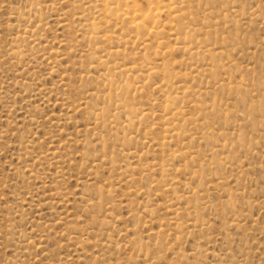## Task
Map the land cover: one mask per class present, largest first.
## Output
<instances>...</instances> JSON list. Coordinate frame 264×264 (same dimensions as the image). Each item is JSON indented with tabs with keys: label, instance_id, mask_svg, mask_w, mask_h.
Wrapping results in <instances>:
<instances>
[{
	"label": "rangeland",
	"instance_id": "1",
	"mask_svg": "<svg viewBox=\"0 0 264 264\" xmlns=\"http://www.w3.org/2000/svg\"><path fill=\"white\" fill-rule=\"evenodd\" d=\"M191 1L153 40L104 0H0V264H264V0Z\"/></svg>",
	"mask_w": 264,
	"mask_h": 264
},
{
	"label": "bare ground",
	"instance_id": "2",
	"mask_svg": "<svg viewBox=\"0 0 264 264\" xmlns=\"http://www.w3.org/2000/svg\"><path fill=\"white\" fill-rule=\"evenodd\" d=\"M131 1H133V0H131ZM146 1V0H145ZM186 1V0H185ZM188 1V0H187ZM191 1V0H190ZM207 1H209V0H207ZM173 2H175V1H173ZM180 2V1H179ZM179 2H175V3H179ZM205 2V1H204ZM212 2V1H211ZM135 3V2H134ZM192 3H194L193 1H191V4ZM198 3V2H197ZM147 4H149V6H146V8L144 9L143 7H141V6H136V5H134V4H132V5H130L129 4V2L127 1V0H104V2H103V4L101 5L102 6V8H100L99 10L101 11V14L99 13V16H100V18H101V16L103 15V16H106V17H108L109 19H107L108 20V23H109V20L111 19V21L112 20H114V22L116 21V23L118 22V24H119V21H120V23H121V21H125L124 22V24L125 25H128L129 23H130V28H132V29H134V31H137L138 33L139 32H145L146 33V35H148V36H152V39H153V36H154V38H155V36L158 34V30L155 28L156 26H153V24L152 23H155L156 21H157V17H161V15L160 14H163L164 12L163 11H165L166 13H168V15L169 14H171V15H173V17H178L179 15H182V14H179V13H177L178 12V9H176V8H173V7H175V6H171V2H168V3H161V0H147ZM146 4V5H147ZM173 4V3H172ZM195 4H196V2H195ZM184 5V4H183ZM178 6V5H177ZM188 6V5H187ZM186 6V7H187ZM190 6H192L193 7V5H190ZM194 6H196V5H194ZM178 7H180V6H178ZM197 7V6H196ZM195 7V8H196ZM208 7V6H207ZM182 8H183V6H182ZM189 8V7H188ZM199 8V7H198ZM208 8H210V6L208 7ZM181 9V8H180ZM185 9V8H184ZM191 9V8H190ZM194 9V8H193ZM202 9V8H201ZM203 9H205V8H203ZM202 9V10H203ZM211 9V8H210ZM186 10H189V9H187L186 8ZM192 10V9H191ZM195 10V9H194ZM201 10V11H202ZM98 11V10H97ZM197 11V10H196ZM198 11H199V9H198ZM197 11V12H198ZM205 11V10H204ZM253 11V10H252ZM161 12H163V13H161ZM208 12H209V10H208ZM211 12V11H210ZM209 12V14H212V13H210ZM220 12V11H219ZM181 13V12H180ZM187 13H191V12H185V14H187ZM196 13V12H195ZM195 13H193L192 12V14H195ZM199 13V12H198ZM197 13V14H198ZM207 13V12H206ZM223 13V12H222ZM225 13V12H224ZM223 13V14H224ZM250 13H253V12H250ZM96 14H97V12H96ZM184 14V18H186V15ZM200 14V13H199ZM208 14V13H207ZM218 14H221V12L220 13H218ZM170 15V16H171ZM191 15V14H190ZM190 15H189V19L191 20V18H190ZM222 15V14H221ZM251 15V14H250ZM94 16H97V15H94ZM195 16H197L196 14H195ZM203 16H205L204 14H203ZM202 16V17H203ZM207 16V15H206ZM209 16H211V15H209ZM209 16H207V17H209ZM218 16V15H217ZM224 16V15H223ZM81 17V16H80ZM83 17V16H82ZM81 17V18H82ZM167 17V16H166ZM193 17V16H192ZM222 17V16H221ZM226 17V16H225ZM78 18V17H77ZM94 18V17H93ZM103 18V17H102ZM105 18V17H104ZM169 18V17H168ZM183 18V17H182ZM188 18V17H187ZM198 18V17H197ZM206 18V17H205ZM227 18V17H226ZM84 18H82V19H80V20H83ZM86 19H87V17H86ZM98 19V18H97ZM165 19V18H164ZM171 19H172V17H171ZM188 19V20H189ZM196 19V18H195ZM200 19V18H199ZM199 19H196V20H198V21H201V22H203L202 21V19L201 20H199ZM223 20L225 19V18H222ZM78 20H79V18H78ZM88 20V19H87ZM103 20V19H102ZM106 20V21H107ZM158 20H160V19H158ZM166 20V19H165ZM178 20V19H177ZM177 20H174L173 19V21L175 22V24H178V22H177ZM190 20H189V22H187L188 24L190 23ZM194 20V19H193ZM210 20V19H209ZM93 21H94V19H93ZM89 22V23H87V26H88V28L90 29V31H92V30H95V28H96V24H95V22ZM103 21H105V19L103 20ZM110 21V22H111ZM167 21V20H166ZM172 21V20H171ZM183 21V20H182ZM181 21V22H182ZM187 21V20H186ZM213 21V20H212ZM113 22V23H114ZM126 22H129L128 24H126ZM161 22H162V20H161ZM161 22H158V23H161ZM195 22V21H194ZM200 22V23H201ZM104 23V22H103ZM107 23V24H108ZM112 23V22H111ZM147 23H149L148 25H151V28L150 27H148L147 26ZM151 23V24H150ZM157 23V22H156ZM185 23V22H184ZM208 23V22H207ZM209 23H210V21H209ZM208 23V24H209ZM213 23V22H212ZM220 22H218V24H219ZM106 24V25H107ZM162 24V23H161ZM182 24H183V22H182ZM194 24V23H193ZM198 25H199V22L197 23ZM214 24H216V23H214ZM164 25V24H163ZM168 25H169V23H168ZM180 24H178V26H179ZM190 25H192L191 23H190ZM195 25V24H194ZM198 25H196V26H198ZM231 25H233V24H231ZM104 26H105V23H104ZM109 26H111L110 24H109ZM108 26V27H109ZM116 26V25H115ZM123 26V25H122ZM129 26V25H128ZM127 26V27H128ZM158 26H160V24L158 25ZM173 26H175V25H173ZM182 26V25H181ZM183 26H185L184 24H183ZM182 26V27H183ZM201 26H203V23L201 24ZM212 26H215V25H213L212 24ZM234 26V25H233ZM235 26H236V24H235ZM234 26V27H235ZM98 27V26H97ZM127 27H125L126 28V30H127ZM162 27H164V26H162ZM167 27V26H166ZM168 27H170V25L168 26ZM186 27H189V26H186ZM192 28L194 27V26H191ZM190 27V28H191ZM205 27V26H204ZM207 27V26H206ZM209 27L211 28V26H208V29H209ZM87 28V27H86ZM100 28V27H99ZM102 28V27H101ZM105 28V27H104ZM104 28H102V31H103V29ZM116 28V27H115ZM120 28H122V27H120ZM130 28H128L129 30L128 31H130L131 29ZM165 28V27H164ZM185 28V27H184ZM190 28H187V29H189L190 30ZM201 27H199V29H200ZM215 27H213V29H214ZM112 29V28H111ZM111 29H109V30H111ZM163 29V28H162ZM162 29H161V31H162ZM173 30L174 29H176V28H172ZM171 29V30H172ZM193 29H195V28H193ZM212 29V30H213ZM101 30V29H100ZM105 30V29H104ZM113 30V29H112ZM117 30V29H116ZM124 29H122V31H123ZM165 30L167 31V29L165 28ZM171 30H170V32H171ZM179 30H184V29H181V28H179ZM186 30V29H185ZM198 30V29H197ZM203 30V29H202ZM206 31H207V29H205ZM211 30V29H210ZM96 31H97V28H96ZM96 31H94L95 33H96ZM121 31V32H122ZM125 31V30H124ZM124 31H123V33H124ZM128 31H126V33H124L125 35L127 34V32ZM133 31V33H135ZM165 31V32H166ZM169 31V30H168ZM192 31L194 32L195 30H191L190 31V35H193L192 34ZM99 32V31H98ZM105 32V31H104ZM103 32V33H104ZM111 32V31H110ZM183 32V31H182ZM203 32H205L204 30H203ZM203 32H201L202 33V35H203ZM209 32V31H208ZM207 32V33H208ZM113 33V32H112ZM129 33V32H128ZM131 34H132V31L130 32ZM164 33V31L162 32V34ZM167 33V32H166ZM184 33V32H183ZM186 33H188L189 34V32L187 31ZM185 33V34H186ZM211 33H213V31L211 32ZM90 34V33H89ZM98 34H100V33H98ZM97 34V35H98ZM114 34V33H113ZM116 34V33H115ZM124 34H123V36H124ZM168 34H170V33H168ZM167 34V35H168ZM179 34L181 35V33L179 32ZM215 34H217V32L215 33ZM96 35V36H97ZM117 35V34H116ZM115 35V36H116ZM141 35V37L143 36V34H140ZM160 35V34H159ZM171 35V34H170ZM173 35V34H172ZM179 35V36H180ZM197 35V37H198V34H196ZM199 35H201L200 33H199ZM92 36V35H91ZM103 36V35H102ZM127 36H128V34H127ZM127 36H125L126 38H127ZM133 36H136V35H133ZM145 36V35H144ZM175 36V35H174ZM176 36H178V33H176ZM175 36V37H176ZM189 36V35H188ZM204 36H207L206 34H204ZM210 36H212V35H210ZM214 36V35H213ZM104 37H105V39L107 40V39H109L110 37L108 36V35H104ZM122 37V36H121ZM140 37V36H139ZM140 37V38H141ZM169 37V35L167 36V38ZM182 37V36H181ZM190 37V36H189ZM202 37V36H201ZM200 37V39L202 40V38ZM98 38L99 37H97V42H99L98 41ZM119 38V37H118ZM123 38V37H122ZM122 38H120L121 40H122ZM130 38V37H129ZM129 38H127V39H129ZM146 38V37H145ZM157 39H158V37H156ZM180 38V37H179ZM183 38V37H182ZM194 38H196V37H194ZM211 38V37H210ZM214 38V37H213ZM215 38H216V36H215ZM91 39V38H90ZM113 39H114V37H113ZM132 38H130V42L132 41L131 40ZM142 39V38H141ZM175 39H177V38H175ZM183 39H185V37L183 38ZM186 39H187V36H186ZM193 39V37H191V39H190V41ZM199 39V38H198ZM212 39V38H211ZM221 39V38H220ZM103 41H104V39H102ZM101 40V41H102ZM112 40V39H111ZM115 40V39H114ZM133 40H134V38H133ZM147 40H149V39H147ZM153 40H155V39H153ZM170 40H172V39H170ZM170 40H168V41H170ZM179 40H181V39H179ZM206 40H207V37H206ZM215 40V39H214ZM223 40V39H222ZM93 41V40H92ZM92 41H90L89 43L91 44L92 43ZM119 41V40H118ZM118 41H116V42H118ZM129 40H127V42H128ZM143 41H144V39H143ZM145 41H146V39H145ZM163 41V40H162ZM184 41V40H183ZM193 41H194V39H193ZM219 41V40H218ZM218 41H214V43L216 42V44H217V42ZM107 41H105V43H106ZM120 42H124V40H122V41H120ZM137 42V41H136ZM141 42H142V40H141ZM158 42H161V40L160 41H158ZM174 42V41H173ZM199 42V41H198ZM203 41H201V43H202ZM209 42H211V41H209ZM222 42H224V41H222ZM100 43V42H99ZM104 43V42H103ZM139 43V42H138ZM150 43V42H149ZM154 43V42H153ZM177 43V42H176ZM182 43V42H181ZM187 43V42H186ZM191 43H192V41H191ZM93 44V43H92ZM94 44H96V42H94ZM107 44H109L108 42H107ZM112 43H111V41H110V44L109 45H111ZM133 44H135V41H134V43ZM141 44V43H140ZM145 44V43H144ZM143 43H142V45H144ZM148 44V43H147ZM166 44H167V41H166ZM169 44H170V42H169ZM168 44V45H169ZM174 44V43H173ZM188 44V43H187ZM195 44V43H194ZM208 44V43H207ZM213 44V43H212ZM87 45V44H86ZM105 45V44H104ZM103 45V46H104ZM136 45V44H135ZM155 45H156V43H155ZM186 45V44H185ZM209 45V44H208ZM90 45H88V47H89ZM98 46V45H97ZM101 46V45H100ZM100 46H98V47H100ZM112 46H114V44H112ZM146 46V44L144 45V47ZM162 46V45H161ZM172 46V48H173V45H171ZM195 46V45H194ZM204 46V45H203ZM210 46V45H209ZM219 46V45H218ZM91 47V46H90ZM105 47V46H104ZM103 47V48H104ZM107 47V46H106ZM110 47V46H109ZM109 47H107V49H109ZM115 48H116V44H115V46H114ZM147 47V46H146ZM145 47V48H146ZM198 47V46H197ZM219 47H221V46H219ZM95 48H97V47H95ZM100 48H102V46L100 47ZM187 48H188V46H187ZM210 48V47H209ZM208 47H207V49H209ZM216 48V47H215ZM15 49H17V48H15ZM91 49H92V47H91ZM107 49H105L104 50V52L107 50ZM111 49V48H110ZM179 49V48H178ZM184 49V48H183ZM192 49L194 50V47H192ZM201 49V48H200ZM199 49V50H200ZM205 49V48H204ZM210 49H212V48H210ZM14 50V49H13ZM92 50H95V49H92ZM99 50V49H98ZM112 50V49H111ZM166 50V49H165ZM177 50V49H176ZM180 50V49H179ZM192 50V51H193ZM198 50V49H197ZM198 50V51H199ZM203 50V49H202ZM201 50V51H202ZM217 50H220V49H218L217 48ZM87 51H89V48H88V50ZM99 51H101L102 52V49L101 50H99ZM158 51V50H157ZM156 51V52H157ZM211 51V50H210ZM209 50L208 51H206V52H209V53H212V52H210ZM221 51V50H220ZM117 52V50H113V51H110L109 52V50L107 51V53L108 54H114V53H116ZM119 52V51H118ZM161 52V51H160ZM165 52V51H164ZM195 52V51H194ZM205 52V53H206ZM216 52L217 51H215L214 53H215V55L217 56V54H216ZM16 53V52H15ZM18 53H20V52H18ZM89 53H93V52H89ZM97 53V52H96ZM122 53V52H121ZM184 53V52H183ZM200 53V52H199ZM21 54V53H20ZM101 54H103V52L101 53ZM119 54V53H118ZM195 54H197V51H196V53ZM17 55V54H16ZM120 55V54H119ZM124 55V54H123ZM197 55H199V54H197ZM196 55V56H197ZM203 54H202V52H201V56H202ZM215 55H213V57L215 56ZM105 56V55H104ZM103 56V57H104ZM107 56V55H106ZM110 56V55H109ZM113 56V55H112ZM116 56V55H115ZM121 56V55H120ZM190 56V55H189ZM206 56H208V57H210V55L209 54H207ZM216 56H215V58H216ZM101 57V56H100ZM117 57V56H116ZM116 57H115V59H116ZM124 57H126V55L124 56ZM124 57H122V58H124ZM191 57V56H190ZM198 57V56H197ZM200 57V56H199ZM212 57V56H211ZM105 58V57H104ZM112 58V57H111ZM203 58V57H202ZM126 59V58H125ZM130 59V58H129ZM132 59H135L134 57H132ZM143 59H144V57H143ZM211 59V58H210ZM214 59V58H213ZM95 60H96V58H95ZM163 60V59H162ZM161 60V61H162ZM97 61H101V62H104V65H105V63L108 61L107 60V58H106V62L104 61V60H96V62ZM136 61V60H135ZM143 61V60H142ZM145 61V60H144ZM110 62V61H109ZM114 62V61H113ZM123 62H124V60H123ZM150 63L149 61H146V64H148V63ZM164 62V61H163ZM215 62V61H214ZM214 62H213V64H214ZM217 62V61H216ZM215 62V63H216ZM220 62V61H219ZM95 63V62H94ZM125 63V62H124ZM144 62H142V64H143ZM152 63V62H151ZM98 64V63H97ZM99 64H100V62H99ZM98 64V65H99ZM108 64V63H107ZM110 64H111V62H110ZM122 64V63H121ZM128 64V63H127ZM130 64H131V62H130ZM135 64H139L138 62H136ZM195 64V63H194ZM115 65H117V64H115ZM120 65V64H119ZM126 65V64H125ZM125 65H122V66H125ZM129 65V64H128ZM143 65H145V64H143ZM211 65V64H210ZM215 65V64H214ZM213 65V66H214ZM216 65H218L217 63H216ZM96 67H97V65H95ZM100 66V65H99ZM98 66V67H99ZM107 66H109V65H107ZM110 66H112V65H110ZM109 66V67H110ZM118 66V65H117ZM117 66H115L116 67V69H118L117 68ZM121 66V65H120ZM136 66V65H135ZM156 66V65H155ZM163 66V65H162ZM161 66V67H162ZM166 66V65H165ZM219 66V65H218ZM217 66V67H218ZM134 67V66H133ZM140 67V66H139ZM164 67V66H163ZM163 67H162V70H163ZM197 68H198V66H196ZM105 68H107L106 66H105ZM136 68H138V66L136 67ZM153 68H154V66H153ZM173 68V67H172ZM192 68V67H191ZM115 69V70H116ZM148 69V68H147ZM150 69V68H149ZM152 69V68H151ZM165 69V68H164ZM169 69V68H168ZM103 71H104V69H102ZM108 70V69H107ZM113 70V69H112ZM115 70H114V72H115ZM139 70V69H138ZM138 70H136V71H138ZM154 70L155 69H153L152 71H153V73H154ZM194 70H195V68H194ZM193 70V72H195ZM117 71H119V69L117 70ZM126 71V67L125 68H120V73L121 72H125ZM132 71V70H131ZM152 71H150V74H151V72ZM135 72V71H134ZM164 72H165V70H164ZM197 72V71H196ZM212 72V71H211ZM109 73V72H108ZM112 73H113V71H112ZM117 73V72H116ZM119 73V72H118ZM149 73V72H148ZM199 73H201V72H199ZM210 73V72H209ZM215 73H216V71H215ZM105 73H103V74H100V76L102 75V77H103V75H104ZM110 74V73H109ZM122 74V73H121ZM164 75L166 74V73H163ZM222 74V73H221ZM108 75V74H107ZM114 75V74H113ZM115 75H117V74H115ZM119 75V74H118ZM106 76V75H105ZM105 76H104V78L103 79H105ZM111 76V75H110ZM122 76H123V74H122ZM166 76H167V74H166ZM165 76V77H166ZM172 76V75H171ZM210 76V75H209ZM108 77V76H107ZM113 77V76H112ZM170 77V76H169ZM210 77H212V76H210ZM214 77V76H213ZM119 78V77H118ZM118 78H115V79H118ZM218 78V77H217ZM102 79V80H103ZM109 79V78H108ZM169 79V78H168ZM214 79H215V77H214ZM113 80H114V77H113ZM118 80H120V83H122L123 81H121L122 80V78L121 79H118ZM125 80V79H124ZM106 81V80H105ZM104 81V82H105ZM174 81V80H173ZM178 81H180V80H178ZM187 81V80H186ZM112 82V81H111ZM128 83H129V81H127ZM165 82V81H164ZM177 82V81H176ZM219 82V81H218ZM222 82V81H221ZM119 83V82H118ZM228 83H231V82H228ZM114 83H112V85H113ZM116 84V83H115ZM129 84H131V83H129ZM225 84V83H224ZM107 85V84H106ZM108 85H109V83H108ZM126 85V84H125ZM217 85V84H216ZM127 86V85H126ZM130 85H128V87H129ZM167 86V85H166ZM226 86V85H225ZM109 87V86H108ZM122 87V86H121ZM120 87V88H121ZM227 87V86H226ZM110 88H111V86H110ZM113 88V87H112ZM203 88H205V87H203ZM123 90H124V88H122ZM128 89V88H127ZM127 89H126V91H125V93L127 92ZM199 89V88H198ZM197 89V90H198ZM200 89H201V87H200ZM216 89H217V87H216ZM225 89V88H224ZM223 89V90H224ZM234 89H235V87H234ZM108 90H109V88H108ZM116 90H118L117 88H116ZM114 91L115 92V94L117 93V91ZM203 90V89H202ZM231 90H232V87H231ZM235 91V90H234ZM111 92H112V90H111ZM123 92V91H122ZM131 92V91H130ZM185 92V91H184ZM198 92H199V90H198ZM211 92V91H210ZM231 92V91H230ZM179 93V92H178ZM186 93H188V92H186ZM192 93V92H191ZM204 93H206L205 92V90H204ZM130 94V93H129ZM128 94V95H129ZM193 94V93H192ZM200 94V93H199ZM198 94V95H199ZM210 94V93H209ZM212 94V93H211ZM126 95V94H125ZM177 95V94H176ZM242 95V94H241ZM108 96V95H107ZM197 96V95H196ZM264 96V95H263ZM120 97H121V95H120ZM129 97V96H128ZM195 97V96H194ZM214 97V96H213ZM212 97V98H213ZM260 97V96H259ZM110 98V97H109ZM108 98V99H109ZM125 98V97H124ZM123 98V99H124ZM127 98V97H126ZM133 98V97H132ZM131 98V101L133 100ZM167 98V97H166ZM111 99V98H110ZM169 99V98H168ZM114 100L115 99H113V103H114ZM125 100V99H124ZM127 101L128 100H130L129 98L128 99H126ZM263 100V99H262ZM108 101V100H107ZM116 101V100H115ZM118 101V100H117ZM127 101H126V103H127ZM214 101V100H213ZM246 101V100H245ZM250 101V100H249ZM260 101V100H259ZM258 101V102H259ZM109 102V101H108ZM107 102V103H108ZM243 102H244V100H243ZM256 102V101H255ZM120 103H122V102H120ZM131 103V102H130ZM195 103V102H194ZM214 103V102H213ZM217 103V102H216ZM260 103H262L261 101H260ZM259 103V104H260ZM108 104H111V102L110 103H108ZM245 104V103H244ZM113 105V104H112ZM199 105H200V103H199ZM248 105H249V103H248ZM255 105H257V103L255 104ZM122 106H125V104H120L118 107H122ZM210 106V105H209ZM212 106V105H211ZM210 106V107H211ZM219 106V105H218ZM245 106H247L246 104H245ZM114 107V106H113ZM204 107V106H203ZM207 107V106H206ZM205 107V108H206ZM250 107V106H249ZM254 107V106H253ZM107 108V107H106ZM105 108V109H106ZM109 108V107H108ZM107 108V109H108ZM127 108V107H126ZM209 108V107H208ZM215 108H216V105H215ZM220 108V107H219ZM260 108V107H259ZM121 109V108H120ZM139 109V108H138ZM203 109V108H202ZM202 109L200 108H198V110L200 111H202ZM224 109V108H223ZM101 110V109H100ZM110 111H111V109H109ZM114 110V109H113ZM112 110V111H113ZM121 110H123V108L121 109ZM128 111H129V113L131 112V109L130 108H128L127 109ZM207 110H209V109H207ZM226 110V109H225ZM254 110V109H253ZM99 111V110H98ZM105 111H108V110H105ZM109 111V115L111 114V112ZM118 111V110H117ZM134 111V109H132V112ZM211 111V110H210ZM213 111V110H212ZM247 111H249V110H247ZM100 113H101V111H99ZM115 112H116V110H115ZM124 112V111H123ZM206 112V111H205ZM215 112H216V110H215ZM220 112H222V111H220ZM245 112H246V109H245ZM255 112H256V110H255ZM259 112V111H258ZM257 112V113H258ZM117 113V112H116ZM115 113V114H116ZM202 113V112H201ZM200 113V114H201ZM207 113H208V111L206 112V115H207ZM246 113H248V112H246ZM249 113H250V111H249ZM248 113V114H249ZM253 113H254V111H253ZM92 114V113H91ZM96 114V113H95ZM105 114H107V113H105ZM121 114H122V112H121ZM135 114V113H134ZM167 113L165 112V115H166ZM169 114V113H168ZM210 114V113H209ZM211 114H212V112H211ZM219 114V113H218ZM222 114V113H221ZM221 114H219V115H221ZM223 114H224V112H223ZM99 116H100V114H98ZM97 115V116H98ZM102 115H104V113L102 114ZM101 115V116H102ZM114 115V114H113ZM128 115V114H127ZM126 115V116H127ZM130 115V114H129ZM145 115V114H144ZM202 115H204V114H202ZM246 115V114H245ZM244 115V116H245ZM255 115H257V114H255ZM95 116V115H94ZM122 117H123V115H121ZM169 116V115H168ZM192 116V115H191ZM197 116H199V113L197 114ZM197 116H195V118L197 117ZM201 116V115H200ZM199 116V117H200ZM205 116V115H204ZM211 116V115H210ZM209 116V117H210ZM110 117H111V115H110ZM130 117H132V116H130ZM133 117H135V115L133 116ZM138 117V116H137ZM186 117V116H185ZM198 117V118H199ZM212 117V116H211ZM248 118H249V116H247ZM254 117H256V116H254ZM253 117V118H254ZM120 118V117H119ZM193 118V117H192ZM194 118V119H195ZM203 118V117H202ZM205 118H208V117H205ZM204 118V119H205ZM94 119H96L95 117H94ZM97 119H101V117H97ZM106 119V118H105ZM128 119V118H127ZM185 119H187V118H185ZM209 119V118H208ZM104 120V119H103ZM193 120V119H192ZM197 120V119H196ZM200 120V119H199ZM191 121V120H190ZM203 121V120H202ZM209 120H207V122H208ZM256 121H257V119H256ZM255 121V122H256ZM106 122H107V120H106ZM105 122V123H106ZM113 122V121H112ZM132 122V121H131ZM186 122V121H185ZM185 122H184V124H185ZM187 122H189V121H187ZM197 122H199V121H197ZM197 122L196 121H194V123H196L197 124ZM206 122V123H207ZM249 122V121H248ZM258 122V121H257ZM125 123V125H127L126 123H127V121L126 122H124ZM193 123V122H192ZM109 124V123H108ZM112 124V123H111ZM196 124H194V125H196ZM200 124V123H199ZM207 124H209V122L207 123ZM237 124H240V123H237ZM259 124V123H258ZM104 125H106V124H104ZM124 125V124H123ZM187 125V124H186ZM194 125H192V126H194ZM210 125H211V123H210ZM210 125H209V127H210ZM234 125H236V124H234ZM257 125V124H256ZM255 125V126H256ZM115 126H116V124H115ZM170 126V125H169ZM173 126V125H172ZM199 126V125H198ZM243 126H245V125H243ZM110 127V126H109ZM121 127V126H120ZM127 127H128V125H127ZM195 127V126H194ZM200 127V126H199ZM198 127V128H199ZM203 127V126H202ZM206 126L204 125V127H203V129L202 130H205L204 128H205ZM239 128H240V125L238 126ZM254 127V126H253ZM112 128H114V127H112ZM207 128V127H206ZM121 129V128H120ZM195 129H196V127H195ZM194 129V130H195ZM212 129V128H211ZM234 129V128H233ZM88 130V129H87ZM115 130H118V129H115ZM114 130V131H115ZM174 130V129H173ZM190 130H192V129H190ZM194 130H192V131H194ZM201 129H199L198 131H200ZM208 130V129H207ZM237 130H238V128H237ZM196 131V130H195ZM240 131V130H239ZM239 131H238V133H239ZM116 132V131H115ZM118 132H119V130H118ZM207 132V131H206ZM205 132V133H206ZM193 133V132H192ZM198 133V132H197ZM200 133V132H199ZM198 133V134H199ZM211 133V132H210ZM210 133H206L207 135H209ZM195 134H196V132H195ZM202 134V133H201ZM205 134V135H206ZM197 135V134H196ZM187 136V135H186ZM198 137H202L203 135H197ZM238 136V135H237ZM165 137V136H164ZM193 137V136H192ZM125 138V137H124ZM203 138V137H202ZM207 138V137H206ZM206 138H205V140H206ZM123 139V138H122ZM189 139V138H188ZM190 139H191V136H190ZM224 144V143H223ZM223 144H219L220 146L221 145H223ZM218 145V146H219ZM217 146V145H216ZM186 147V146H185ZM215 149V148H214ZM210 151H213V150H211V148H210ZM190 153V152H189ZM213 154V153H212ZM112 162V161H111ZM202 163V162H201ZM209 164V163H208ZM194 174H196V173H194ZM222 177V176H221ZM217 179V178H216ZM217 181V180H216ZM218 181H219V179H218ZM218 181H217V183H218ZM222 183H223V181H221ZM225 182V181H224ZM219 183H220V181H219ZM224 184V183H223ZM216 185V184H215ZM218 185V184H217ZM221 185V184H220ZM196 192V191H195ZM195 194V193H194ZM228 194V193H227ZM231 194V193H230ZM178 196V195H177ZM229 202V201H228ZM232 204V203H231ZM231 206V205H230ZM232 207V206H231ZM234 208V207H233Z\"/></svg>",
	"mask_w": 264,
	"mask_h": 264
}]
</instances>
